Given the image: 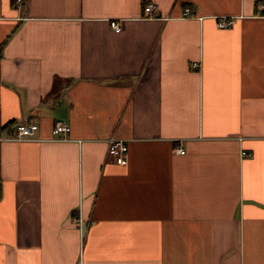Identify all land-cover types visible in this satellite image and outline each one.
Returning a JSON list of instances; mask_svg holds the SVG:
<instances>
[{"label": "crops", "instance_id": "crops-1", "mask_svg": "<svg viewBox=\"0 0 264 264\" xmlns=\"http://www.w3.org/2000/svg\"><path fill=\"white\" fill-rule=\"evenodd\" d=\"M262 4L0 0V264H264Z\"/></svg>", "mask_w": 264, "mask_h": 264}, {"label": "built area", "instance_id": "built-area-1", "mask_svg": "<svg viewBox=\"0 0 264 264\" xmlns=\"http://www.w3.org/2000/svg\"><path fill=\"white\" fill-rule=\"evenodd\" d=\"M17 5L20 7L23 5V0H17ZM262 11H264V4L260 6ZM144 12L147 17H156L158 12V7L155 3L150 2L144 7ZM192 11L190 8H186L184 11V16H190ZM234 23L233 17H219L217 19V26L221 29L230 28ZM111 27L119 32L121 27L117 21L111 22ZM199 64L197 62L192 64L193 68H197ZM71 128L68 124L63 122H56L52 130V134L56 140H66L67 134L70 132ZM38 131L39 125L36 122H32L29 119H25L20 123L16 124L13 133L9 134H0V142L2 141H15V142H24V141H36L38 140ZM127 151L128 146L127 142L119 138H110L108 139V151L107 154L110 156L113 161L119 165L127 164ZM176 151L180 154H184L185 150L182 147H178ZM243 156H252L245 151L242 152ZM73 222L80 224V217H73Z\"/></svg>", "mask_w": 264, "mask_h": 264}, {"label": "trees", "instance_id": "trees-1", "mask_svg": "<svg viewBox=\"0 0 264 264\" xmlns=\"http://www.w3.org/2000/svg\"><path fill=\"white\" fill-rule=\"evenodd\" d=\"M12 4L15 2V0H11ZM16 126V122L15 121H11L9 123H7L6 125L3 126V130L5 131L4 134H9V133H13L14 129Z\"/></svg>", "mask_w": 264, "mask_h": 264}]
</instances>
